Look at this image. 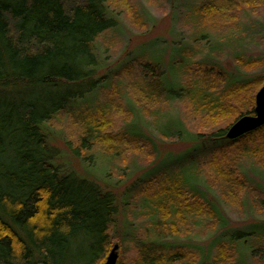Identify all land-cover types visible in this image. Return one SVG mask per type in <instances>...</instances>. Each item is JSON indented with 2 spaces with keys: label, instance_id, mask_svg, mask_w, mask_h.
I'll return each mask as SVG.
<instances>
[{
  "label": "trees",
  "instance_id": "trees-1",
  "mask_svg": "<svg viewBox=\"0 0 264 264\" xmlns=\"http://www.w3.org/2000/svg\"><path fill=\"white\" fill-rule=\"evenodd\" d=\"M109 1L0 0V264H103L111 248L108 233L117 215L116 198L94 181L66 173L56 164L48 127L60 116L82 122L85 136L79 140L80 148L90 157H82L79 148L72 152L89 164L94 145L103 147L96 151L110 163L120 157L123 145L154 151V141L142 124V114L149 115L151 105L188 101L204 114V125L216 119L229 121L225 129L204 135L191 132L170 111L152 112L151 124L160 137L191 143L174 161H169L171 154L160 159L122 198L127 204L134 196L149 195L152 184L160 187L151 199H142L153 213L158 235H173L164 221L176 216L180 221L190 216L208 217L218 222L219 228L228 226L221 209L209 200L210 185L201 174L208 153L229 164L230 171L218 164L212 168L223 183L220 197L225 202L238 198L235 203L239 206L243 200L240 194L244 198L253 194L251 202L264 209V193L246 185L237 168L230 167L240 156H248L264 170V126L236 140L225 137L240 117L254 114L255 97L249 91L264 85V75L251 82L227 80L222 96L210 100L209 91L218 88L209 83L212 72L199 71L187 82L173 83L152 47L142 52L144 56L128 59L114 74L93 78L99 68L95 43L117 27ZM237 1L202 0L195 9L200 17L214 19L238 7ZM174 49L180 64L172 68V76L178 80L191 60L181 47ZM130 62L136 71L127 65ZM134 72L136 82L122 80L126 75L133 78ZM112 80L117 81L113 87L127 110L113 100L105 109L120 108L128 119L110 137L102 133L103 119L88 120L77 112L95 101L100 90L112 87ZM243 96H250L245 114L239 109ZM99 112L103 114L101 109ZM161 113L168 117L164 124L157 121ZM172 248L168 252L167 246L155 241L140 244V257L132 264H175L181 259V249ZM216 250L213 259L202 257L198 264H264V222L230 228L221 234Z\"/></svg>",
  "mask_w": 264,
  "mask_h": 264
},
{
  "label": "rangeland",
  "instance_id": "rangeland-1",
  "mask_svg": "<svg viewBox=\"0 0 264 264\" xmlns=\"http://www.w3.org/2000/svg\"><path fill=\"white\" fill-rule=\"evenodd\" d=\"M201 2L202 0H110L107 6L111 17L116 19L117 27L104 33L95 43L99 68L93 78L100 79L114 74L128 59L144 56L141 55L142 52L151 50L152 47L161 57L160 65L173 83L187 82L199 71L212 72L209 83L218 85V88L209 91L210 100L222 96L221 92L225 91L227 80L238 78L251 82L262 77L264 75V0H251L248 3L250 6L244 3L245 0H238V7L214 19H204L196 13L195 7H199ZM174 47H181L182 53L191 60L187 62L184 74L180 75L178 80L172 76V68L180 64L179 58L174 54ZM127 65L136 71L133 62ZM136 75L137 73L134 72L133 78L126 75L122 80L127 84L134 83ZM116 82L112 80V87L100 90L95 101H89L87 107L82 106L77 112L79 115H86L88 120L103 119L105 124L101 126L102 133L110 137L120 131L123 122L128 119L120 108L112 111L109 109L108 112L105 109V105L106 108L110 107L107 104L112 100L114 104L120 102L123 105L121 98L115 92L116 87H113ZM260 88L255 90L251 88L250 96L255 97ZM248 98L245 96L240 98L239 109L242 107L243 110H240L242 114L250 109ZM151 106L153 110L149 115L143 112L142 124H144L143 128H146L145 132L154 141V151L147 147L144 150L139 146L127 149L128 147L123 145L120 157L110 163L105 156L96 151L99 146L94 145L93 153L90 152L93 157L89 164L87 160L76 157L72 152L73 149L79 148L82 157H90V154L80 148L79 140L85 136L82 122H77L73 116H60L57 120L51 121L48 127V143L56 155V164L62 171L94 181L102 190L114 193L117 215L108 234L112 241L111 248L114 244L119 246L117 254L119 264H132L140 257L137 247L153 241L167 246L168 252L173 249L172 247L181 249L179 251L181 259L175 264H198L202 257L208 256L211 260L217 254L216 249L222 233L230 228L243 229L252 223L264 222V209H261L259 204L252 203L255 198L253 194L246 198L244 194H240L243 200L242 205L239 206L235 203L238 198L232 197L225 202L220 197L223 183L212 168L217 164L225 168L229 164L225 165L221 157L216 159L208 153L209 158L200 166L201 174L210 185L209 200L215 202L221 209L222 215L229 222L228 226L225 229L219 228L218 222L208 217L190 216L180 221L176 216L164 221L167 231H171L173 235H158L152 222L155 219L153 213L150 208L144 207L142 199L144 197L151 199L160 187L152 184L149 195L134 196L133 199L126 201L127 204L122 198L124 193L138 182L141 176L154 168L160 159L171 154L173 156L169 161H174V157L187 150L191 143L160 137L151 124L153 122L151 115L154 114L152 112L170 111L173 117L179 116L191 132L204 135L225 129L229 121L216 119L211 125H204V114L199 113L191 103L183 100ZM123 108L127 110L125 106ZM100 109L103 114L99 112ZM158 117L160 118L157 121L160 124L168 120V117L162 113ZM101 149L102 146L99 150ZM230 167L237 168L239 175H243L242 177L246 179V185L255 186L264 193V170L253 158L240 156ZM227 169L230 171L229 166ZM164 177L163 172L160 178Z\"/></svg>",
  "mask_w": 264,
  "mask_h": 264
},
{
  "label": "water",
  "instance_id": "water-1",
  "mask_svg": "<svg viewBox=\"0 0 264 264\" xmlns=\"http://www.w3.org/2000/svg\"><path fill=\"white\" fill-rule=\"evenodd\" d=\"M255 95V107L253 115H244L236 123L234 122L226 131L225 137L229 140H236L239 137L253 132L264 126V85L257 90ZM118 244H114L103 264H117L118 261Z\"/></svg>",
  "mask_w": 264,
  "mask_h": 264
}]
</instances>
